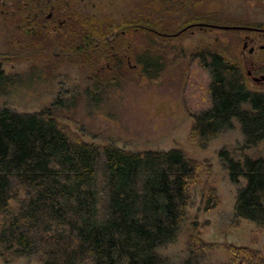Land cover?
<instances>
[{
	"label": "trees",
	"instance_id": "obj_1",
	"mask_svg": "<svg viewBox=\"0 0 264 264\" xmlns=\"http://www.w3.org/2000/svg\"><path fill=\"white\" fill-rule=\"evenodd\" d=\"M24 9L8 14L17 28L22 22L26 25ZM65 15L74 43L59 36L53 43L51 38L44 41L47 31L37 26L27 36L29 46H60L90 63L95 61L92 54L100 53L111 77L121 79L131 73L123 53L129 41L121 32L112 37L100 21ZM187 18L186 26L213 21L212 15L196 13ZM134 19L137 31L131 40L136 41L130 60L148 78L166 75L171 61L167 37L176 36L179 29L173 32L163 18ZM134 19L127 23L131 25ZM189 52L180 74L188 72L184 102L192 120L190 138L205 149L237 122L243 138L240 150L264 142V90L249 89L239 65L217 49L205 46ZM34 67L24 75L11 74L0 60V92L25 84V79L35 76ZM107 77L98 76L96 70L94 89L85 91L87 105L99 106V99L112 85L102 84L101 79ZM195 87L199 94H194ZM191 96L197 99L195 105L188 101ZM56 103L75 106L71 99ZM218 156L230 182L238 186L235 218L264 231V159L249 154L235 158L226 148ZM199 170L197 160L178 147L128 150L112 143L88 142L51 108L21 112L2 106L1 256L6 262L35 257L41 264H171L158 249L175 242L188 225L187 256L180 264H200L211 244L201 238L197 221L189 223L187 211L189 189ZM203 195L207 210L218 204L214 189H207L206 194L203 190ZM227 251V264H264V255L257 249L229 245Z\"/></svg>",
	"mask_w": 264,
	"mask_h": 264
},
{
	"label": "rangeland",
	"instance_id": "obj_2",
	"mask_svg": "<svg viewBox=\"0 0 264 264\" xmlns=\"http://www.w3.org/2000/svg\"><path fill=\"white\" fill-rule=\"evenodd\" d=\"M12 2L15 3L13 0H0V60L11 74L24 75L35 66V76L25 79V84H16L6 92H0V107L7 106L21 112L51 108L59 120L78 131L88 142L112 143L128 150L183 149L200 164L198 177L189 189L187 206L189 223L197 221L201 238L211 244L200 264H227L229 245L248 246L264 255V231L252 222L234 216L238 186L230 182L218 156V151L226 148L235 158L249 154L264 159V142L240 150L243 138L237 122H234V129L220 135L205 149L200 148L189 135L192 120L184 102L188 72L180 74L189 51L208 46L240 66L249 89L264 90L263 83L254 82L246 75L248 66L244 61L249 57L247 49L243 52L242 48L245 32L218 27L238 24L264 26V0H70L69 9L74 20L85 15L106 25L112 37L121 32L129 41L123 53L128 56L131 73L126 77L121 76V79L118 75L110 76V71L104 68L106 60L100 57V53L92 54L95 61L90 63L60 46L41 43L35 44L34 48L29 46L27 36L37 29L33 25H23V22L17 28L15 19L8 14L20 6ZM193 13L203 17L212 15L213 21H195L186 26L187 17ZM138 16L152 22L163 18L173 32L179 29L176 36L167 37L171 45L168 54L171 61L168 73L160 78L146 77L140 72V66L130 60V52L136 41L131 40H134L137 31L133 25L137 22L134 18ZM131 19L134 22L130 21V25L127 21ZM46 31L44 41L51 38L53 43L59 36L62 41L71 40L74 43L71 31L64 26L57 31ZM261 39L257 46L260 41L264 42ZM96 70L100 77L109 75L101 79L102 84H112L106 88L97 107L87 105L85 97V91H92L95 87ZM115 82L120 84L114 85ZM193 91L195 95L200 93L197 87ZM58 99H71L75 106L64 107L63 103H56ZM196 100L191 96L188 101L195 105ZM206 188L214 189L218 198V204L209 210L205 208L207 196L203 195ZM188 231L187 225L175 242L158 249L171 264H180L187 256ZM0 264L41 263L35 257H19L6 262L0 253Z\"/></svg>",
	"mask_w": 264,
	"mask_h": 264
},
{
	"label": "flooded vegetation",
	"instance_id": "obj_3",
	"mask_svg": "<svg viewBox=\"0 0 264 264\" xmlns=\"http://www.w3.org/2000/svg\"><path fill=\"white\" fill-rule=\"evenodd\" d=\"M12 4L19 5V9H24L23 12L26 20L25 24L42 27L43 29H54L59 30L61 27H65L68 16H63V13H72L69 9L70 0H13ZM21 4L23 5L21 7ZM15 11V10H14ZM223 26H233V29H240L245 32L243 52L245 49L248 51L249 59L244 61L247 62L246 75L249 76L254 82L264 84V58L262 54L264 52V42L260 41L257 46V42L260 38L264 40V26H255L254 24H238V25H219L218 27L223 28ZM33 29V28H32ZM67 29V28H66ZM250 44V46L248 45ZM258 56L259 58H254ZM240 67V66H239Z\"/></svg>",
	"mask_w": 264,
	"mask_h": 264
},
{
	"label": "water",
	"instance_id": "obj_4",
	"mask_svg": "<svg viewBox=\"0 0 264 264\" xmlns=\"http://www.w3.org/2000/svg\"><path fill=\"white\" fill-rule=\"evenodd\" d=\"M230 26H223V28H229ZM233 27H237V26H233ZM233 27H231V28H233Z\"/></svg>",
	"mask_w": 264,
	"mask_h": 264
}]
</instances>
